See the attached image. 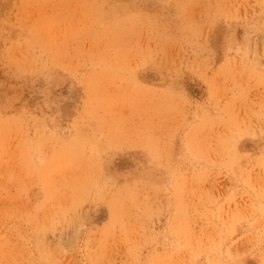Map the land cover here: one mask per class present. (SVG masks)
<instances>
[{
	"label": "rangeland",
	"instance_id": "374dc122",
	"mask_svg": "<svg viewBox=\"0 0 264 264\" xmlns=\"http://www.w3.org/2000/svg\"><path fill=\"white\" fill-rule=\"evenodd\" d=\"M0 264H264V0H0Z\"/></svg>",
	"mask_w": 264,
	"mask_h": 264
}]
</instances>
